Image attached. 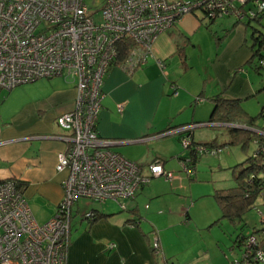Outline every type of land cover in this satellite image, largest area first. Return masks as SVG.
I'll use <instances>...</instances> for the list:
<instances>
[{
	"label": "built area",
	"instance_id": "1",
	"mask_svg": "<svg viewBox=\"0 0 264 264\" xmlns=\"http://www.w3.org/2000/svg\"><path fill=\"white\" fill-rule=\"evenodd\" d=\"M198 8L207 18L232 14L240 21L263 15L264 0H104L97 21L83 0H0V89L57 75L75 90L71 108L55 118L67 133L62 136L66 145L56 154L55 168L65 169L66 175L53 214L36 222L16 181L0 178V264H65L70 208L77 197L112 199L123 207V199L132 198L151 177H172L158 159L143 173L135 161L110 149V140L98 137L94 123L109 65L117 58L125 70L143 64L151 56L154 38ZM156 62L163 66L161 59ZM170 87L176 93L174 85ZM189 136L181 135L180 141L196 154L219 150ZM179 164L185 173L190 171L184 159ZM260 196L264 199V192ZM256 212L259 229L246 233L239 255L229 264L264 260V212ZM151 248H160L157 236Z\"/></svg>",
	"mask_w": 264,
	"mask_h": 264
},
{
	"label": "crops",
	"instance_id": "2",
	"mask_svg": "<svg viewBox=\"0 0 264 264\" xmlns=\"http://www.w3.org/2000/svg\"><path fill=\"white\" fill-rule=\"evenodd\" d=\"M83 1L87 9L101 7L104 2ZM205 20L199 9L182 14L154 38L151 56L143 64L125 70L113 62L102 78L95 132L99 138L110 140V149L139 164L143 173L147 172V164L152 158L143 155L133 157L126 150L128 147L122 145L142 143L174 133L178 135L176 127L186 123L198 122L191 128L193 140L196 138L193 137L196 126H227V123L207 120L212 108L210 101L208 107L204 102V108L199 104V110L196 109V102L202 100L203 92L196 94L193 65L196 60L191 59L188 44L196 48L195 33L200 25L207 22ZM156 59H161L163 66L158 65ZM55 76L40 77L31 83L25 90L28 93L8 112L3 109L6 100L0 95V178L16 181L36 222H42L53 214L62 196V180L66 175L65 169L55 168L56 154L66 145L62 136L67 133L55 123V118L71 108L75 90L70 81ZM170 84L174 85L176 93L171 92ZM218 92L228 97H244ZM196 96L200 99L196 100ZM187 104L191 106L189 116L178 119ZM216 137L208 142L217 143ZM195 141L205 143L201 138ZM197 161L190 166L188 173H178L171 181L161 175L165 180V191L156 193L149 180L141 184L132 198L125 199L123 207L114 208L105 199L99 200L97 205L86 210L92 211V219L84 216L85 211L78 218L71 219L78 209L75 200L70 208L65 264H197L196 243L181 240L178 235L171 236L167 232L174 228L175 223L183 225V220L190 217L188 211L185 219L180 211L181 205L165 209L166 206L158 202L161 195L173 192L177 186L186 188L189 197L195 195L192 186L196 182L192 180ZM163 164L162 158V168L165 169ZM192 176L194 178L191 179ZM143 196H157L144 203L145 210L138 207V200ZM157 216L160 223L154 220ZM154 236L160 245L158 252L151 249ZM109 243L113 245L109 246Z\"/></svg>",
	"mask_w": 264,
	"mask_h": 264
},
{
	"label": "rangeland",
	"instance_id": "3",
	"mask_svg": "<svg viewBox=\"0 0 264 264\" xmlns=\"http://www.w3.org/2000/svg\"><path fill=\"white\" fill-rule=\"evenodd\" d=\"M96 7L88 9V13L93 16L95 21L100 19V6ZM253 34L264 35V14L248 20L247 17H243L240 21H236L232 14L217 15L207 26L202 24L198 27L195 33L196 48L188 44L191 51L189 55L192 60H196L193 64L196 70V94L200 91L203 92L202 100L196 102V109L199 104H201L199 107L204 108V102L208 107L210 104L208 96L217 91H222L230 96L240 95L244 96L240 99L241 107L254 116L252 123L264 126V117L257 115L261 106H264V68L256 69L254 67L258 57L257 54H253L262 48L252 38ZM113 62L119 66L120 60L117 58ZM38 79L40 78L17 83L8 89L2 88L0 95L6 100L3 105L5 112L15 108L22 97L28 93L25 90ZM250 91L253 93H248ZM246 93L248 94L245 96ZM188 104L180 111L178 119H185L189 116L191 106ZM197 123L193 122L196 125ZM253 129H257V127ZM194 131L196 133L193 134V137L196 138L193 140L191 134L189 136L192 141L196 142L197 138H201V141L208 142L217 136V143H215L217 146L214 148L217 150L218 146L220 147L216 153L200 154L201 157L199 156V160L195 164V178L192 176L191 179L194 178L192 181L196 182V185L192 186V192L196 196L189 197L186 188L177 186L173 188V192L161 195L158 202L166 206L165 209L167 206L181 205L182 214L188 211L189 219H182L183 225L175 223L174 228H169L167 232L171 236L178 235L181 240L186 239L196 243L197 264H229V260H233L240 253L238 248L240 245L233 244L235 238H238L240 234L248 233L253 226L261 225L256 209L264 212V199L257 195L251 207L244 210L239 217L229 218L221 215L213 192L214 189L230 187L235 184L234 176L238 174L241 167L246 165L244 159L254 153L256 142L253 139H247L246 143L242 145L238 139L229 141L227 138L229 128L225 125L196 126ZM237 131L243 132H239L242 134L240 138L246 134V131L241 128ZM259 133L264 136V131ZM257 135L255 134L253 137L258 138ZM177 136L174 133L162 138H150L142 143H127L122 147H128L126 150L133 157L143 155L151 159L158 154L157 157L164 159L165 170L172 173V177L168 178L171 181L173 176L178 173L186 174L180 167L177 155H187V148L183 146ZM149 180L154 185L156 193L165 191V180L161 175L153 176ZM184 183L186 184V182ZM155 197L157 196H150V198L143 196V199L141 197L138 200V207L145 210L144 203H149ZM125 199L123 202H126ZM105 200L108 205L112 204L114 208L119 206L115 200ZM76 201L78 209L73 213L71 219L78 218L81 213L100 202L80 196ZM38 216L41 214L39 213ZM154 220L160 223L158 216ZM194 225L196 226L193 227ZM155 229L157 228L155 227ZM254 264H264V261Z\"/></svg>",
	"mask_w": 264,
	"mask_h": 264
},
{
	"label": "trees",
	"instance_id": "4",
	"mask_svg": "<svg viewBox=\"0 0 264 264\" xmlns=\"http://www.w3.org/2000/svg\"><path fill=\"white\" fill-rule=\"evenodd\" d=\"M198 9L201 10L200 8ZM201 11L203 12V16L207 19L208 23L214 18H207L204 14V11ZM248 19L252 18L247 17V20ZM208 23H204L205 26H207ZM252 38L257 41L258 45L262 48V50H256V52H253V54H257L258 57L257 63H255L254 67L256 69L258 67L264 68V35L261 34L260 36L253 34ZM208 100L212 103V108L207 120L227 123V127L229 128L227 138H229V141H235L238 139L242 142V145L246 143L247 139H253L254 142H256L254 153L248 155L244 159L246 160V165L241 167L238 174L234 176L235 184L230 187L214 189L213 192V196L217 204L219 205L222 216H227L229 218L235 216L239 217L244 210L251 207L256 196L261 195L264 192V136L259 133L261 131H264V126H258L252 123V119L254 116L247 113L241 107L240 98L228 97L221 94V92H218L210 95L208 97ZM257 115L264 117V106H261V109L259 110ZM255 127H257V129H253ZM240 128L246 131V134H243V138H240V136L242 135L240 133L243 132L239 131V133L237 131ZM257 130L259 131L258 133L255 132ZM183 134L190 135L191 129L189 128L185 131H179L178 139H180L181 135ZM255 134H258V138L253 137L255 136ZM200 143L209 147L217 146L211 144V142ZM218 148L220 147L218 146ZM199 156L200 154H196L194 151L187 148V155L178 156V158L179 160L184 159L187 166L190 168V166L194 164L195 160L197 161ZM155 159L162 161V159L159 157L152 158V160ZM87 212L89 213V215H87L86 217L92 219L94 217L92 211L89 210ZM184 217L185 219L187 218L186 211L184 212ZM134 222H136V220H134ZM258 227L253 226L250 231L255 233L259 229ZM245 235L246 234H240L238 238H235L233 244L236 243L238 246L241 245V240ZM252 262V264L256 263L255 261Z\"/></svg>",
	"mask_w": 264,
	"mask_h": 264
},
{
	"label": "water",
	"instance_id": "5",
	"mask_svg": "<svg viewBox=\"0 0 264 264\" xmlns=\"http://www.w3.org/2000/svg\"><path fill=\"white\" fill-rule=\"evenodd\" d=\"M201 124H203V123H201ZM108 145H112V143L109 141Z\"/></svg>",
	"mask_w": 264,
	"mask_h": 264
}]
</instances>
